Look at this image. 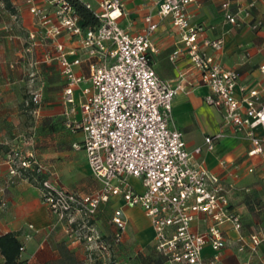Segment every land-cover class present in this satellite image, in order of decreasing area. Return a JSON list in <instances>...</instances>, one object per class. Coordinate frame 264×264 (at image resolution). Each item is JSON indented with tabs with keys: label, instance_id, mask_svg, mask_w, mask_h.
I'll list each match as a JSON object with an SVG mask.
<instances>
[{
	"label": "built area",
	"instance_id": "built-area-1",
	"mask_svg": "<svg viewBox=\"0 0 264 264\" xmlns=\"http://www.w3.org/2000/svg\"><path fill=\"white\" fill-rule=\"evenodd\" d=\"M42 1L44 6L24 0L38 25V30L29 31L27 37L29 47L51 44V51H45L41 60L31 57L28 63L32 67L58 64L64 78L62 101L68 104L66 112L75 110V87L88 82L82 88L79 117L68 126L83 132L82 141L73 146L84 150L90 173L100 182L95 192L80 194L59 185L55 173L32 149L7 151L4 162L8 173L26 179L32 176L41 202L53 217L52 228L64 224L71 240L84 244L88 258L99 253L109 264L112 247L122 241L127 220L122 209L115 208L111 217L115 231L108 239L95 226L93 217L101 202L118 196L125 206H138L144 211L153 231V247L170 264H220L226 248L224 223L236 233L237 250L247 247L254 253L262 236L243 232L240 215L231 207L225 186L217 175L192 160L183 132L174 125L172 104L183 90L184 73L171 83L153 68L152 54L157 48L152 34L157 23L152 16L144 18L140 32L129 33L118 22L121 0H101L97 7L84 2L97 24L82 27L68 0ZM193 1L154 0L156 14L168 16L178 32L192 67L209 89L205 102L221 110L224 124L245 131L251 143L248 155L264 161V105L256 89L241 98L235 96L238 72L225 68L210 53L221 51L223 40L202 36L203 27L190 23L187 8ZM235 1L219 0L225 22L242 25L248 17L250 29L264 27V20L251 14L254 1L246 6ZM61 35H67L75 45L64 46L58 40ZM181 51V47L174 49L169 59L175 61ZM83 64L87 73L81 70ZM259 71L264 80V64ZM41 98V87L29 91L32 115L40 111ZM258 127L262 132L256 131ZM221 135L206 136L207 148L212 149ZM199 151V147L194 149L195 153ZM132 179L139 180L141 190ZM198 219L206 224L203 230L192 227ZM28 226L33 228L32 224ZM206 246L211 249L207 257L203 254Z\"/></svg>",
	"mask_w": 264,
	"mask_h": 264
},
{
	"label": "crops",
	"instance_id": "crops-1",
	"mask_svg": "<svg viewBox=\"0 0 264 264\" xmlns=\"http://www.w3.org/2000/svg\"><path fill=\"white\" fill-rule=\"evenodd\" d=\"M10 1L16 12L11 13L4 5L0 6V235L6 232L16 234V238L23 246L19 256L21 264H57L66 260L65 255L70 256L68 259L75 264H108L99 253H94L92 259L88 258L84 244L71 240L64 224L52 228L53 217L46 205L41 202L38 185L33 179L8 173L4 162V154L7 151L14 148L22 150L29 148L36 153L33 135L26 136L21 130L25 116L22 111L27 110L28 115H32L30 109L33 106L29 99L22 97L21 91L27 88L29 92L41 87L39 115L54 121L56 125L66 127L70 131L69 142L73 145L82 141L83 132L78 129L72 130L68 124L79 117V103L83 99L82 88L89 85L85 81L75 87V110L66 112L68 104L64 105L62 101L64 78L58 64L40 63L37 67H31L28 63L31 57L41 60L45 51H51V44L29 47L27 34L29 31H37L38 25L24 0ZM81 1L91 3L90 0ZM100 1L93 0L96 4ZM121 1L122 15L119 16L118 22L129 33L140 32L145 26L144 18L147 15H151L157 23L152 34V41L157 48L152 54L153 68L161 78L171 83L175 82L181 72L184 73L183 90L176 94L172 104L174 125L183 132L186 148L192 152V160L201 163L211 173L217 175L225 186L231 207L240 215L243 232H256L246 227L241 202L246 197L250 200L255 194L263 195L259 191L264 189V161L257 155H248L251 143L245 131H235L231 126L224 124L221 110L205 102L204 97L209 89L192 67L170 18L158 17L156 14L157 6L154 0ZM251 1H254L252 16L264 20V0L235 2L239 6H246ZM35 2L41 6L45 5L42 0ZM187 11L190 23L203 27L202 36L223 40L221 51L210 50V53L225 68L238 72L235 96L241 98L248 90L256 89L258 100L264 105V80L259 71V66L264 64V27L250 29L246 24L248 17L244 18L245 23L242 25L225 22L220 13L219 0H194L188 5ZM4 12L7 20H4L6 18ZM14 15L21 19L20 25L14 22ZM17 26L24 30L25 37L21 38ZM58 40L66 47L75 45L67 35H61ZM179 47L182 51L172 62L169 55ZM26 66L28 72L24 73L22 69ZM81 70L87 73L86 64L82 65ZM38 77L44 81L36 86L35 80L38 81ZM256 131L260 133L262 128L258 127ZM218 132L222 134L221 137L214 140L212 149H208L204 138ZM196 147L200 148L199 153L194 152ZM51 171L55 173L59 185L71 190L68 185L66 187L63 184L56 172ZM132 183L138 190L142 189L138 179H132ZM102 207L108 214L104 227L98 218V211ZM118 207L122 209L127 224L122 241L112 247L109 264H131V254L145 251V245H148L154 256L160 258V254L153 247V231L144 211L138 206H125L118 196L99 204L93 217L99 231L108 239L112 237L115 226L111 223V217L113 210ZM76 220L79 221V218ZM29 224H32L33 228H30ZM192 227L203 230L206 224L198 219L193 221ZM222 229L226 248L220 264H243L245 261L252 264L251 258L261 246L264 237L259 234L263 239L254 253L247 247L238 251L236 233L230 224L224 223ZM210 253V247L206 246L203 250L204 256L207 257ZM163 261L170 264L166 260ZM0 264H3L1 255Z\"/></svg>",
	"mask_w": 264,
	"mask_h": 264
},
{
	"label": "rangeland",
	"instance_id": "rangeland-1",
	"mask_svg": "<svg viewBox=\"0 0 264 264\" xmlns=\"http://www.w3.org/2000/svg\"><path fill=\"white\" fill-rule=\"evenodd\" d=\"M90 1L93 7H97V4L94 3L93 0ZM1 5H3L2 2H0V6ZM4 15L6 17V12H4ZM4 20H7V17L4 18ZM13 20L20 25L21 19L19 16ZM17 28H19L17 30L21 38L25 37L24 30L20 29V26H17ZM26 67H23L24 69H22V72H28V67ZM37 80L38 81L35 80L36 86L42 84L44 81L39 77ZM21 95L24 99H29L27 88L21 91ZM22 113L25 114V116L23 117L24 124L21 130L26 136L33 135V146L36 150L37 157L49 169L60 176L61 181L66 187L68 185L71 190L80 194H91L95 192L98 189L97 187L100 186V182L91 175L84 151L82 149H75V147L71 145V142H69L70 131L63 125H56L54 121L52 122L48 118H43L39 115V112L33 116L31 114L28 115L27 110L22 111ZM259 192H262L261 194L263 195L255 194L250 200L246 197L241 202V205L243 206L242 210L244 212L242 211V213L244 214L243 219L246 227L256 231L264 237V189ZM98 216L101 226L104 227L108 220V214L104 207L99 209ZM253 216L254 218H252ZM144 249L145 251L131 254V264H166L162 259L151 253L148 245H145ZM62 252L64 253L63 250ZM65 257V261H61L57 264H75L71 259H68L71 258L70 256L65 255ZM251 262L252 264H264V241L261 246L257 248V251L251 258Z\"/></svg>",
	"mask_w": 264,
	"mask_h": 264
},
{
	"label": "trees",
	"instance_id": "trees-1",
	"mask_svg": "<svg viewBox=\"0 0 264 264\" xmlns=\"http://www.w3.org/2000/svg\"><path fill=\"white\" fill-rule=\"evenodd\" d=\"M73 6L75 13L79 17V24L82 27H93L97 24V19L93 16L90 9H88L84 2L81 0H68ZM4 7L11 11V13L16 12L11 4L10 0H2ZM18 16V15H17ZM28 179H33L29 176ZM14 232H6L0 235V255L3 258V264H21L19 261L20 256V246L21 243L15 236ZM160 259L165 260V258L160 255Z\"/></svg>",
	"mask_w": 264,
	"mask_h": 264
}]
</instances>
